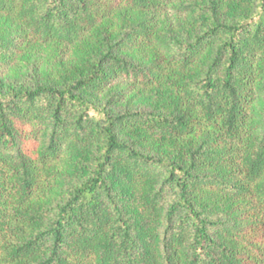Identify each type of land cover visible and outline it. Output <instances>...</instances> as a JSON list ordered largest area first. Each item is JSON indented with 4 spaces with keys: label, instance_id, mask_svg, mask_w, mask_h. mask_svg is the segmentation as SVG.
<instances>
[{
    "label": "trees",
    "instance_id": "16d2710c",
    "mask_svg": "<svg viewBox=\"0 0 264 264\" xmlns=\"http://www.w3.org/2000/svg\"><path fill=\"white\" fill-rule=\"evenodd\" d=\"M0 19V264H264V0H0ZM35 44L84 58L4 81ZM153 87L155 110L117 108Z\"/></svg>",
    "mask_w": 264,
    "mask_h": 264
},
{
    "label": "rangeland",
    "instance_id": "374dc122",
    "mask_svg": "<svg viewBox=\"0 0 264 264\" xmlns=\"http://www.w3.org/2000/svg\"><path fill=\"white\" fill-rule=\"evenodd\" d=\"M170 14L161 21V25L166 29H176V19L183 21L182 19L184 18L178 14H173V11ZM0 23L6 24L7 22L0 19ZM28 52L32 53V55H37L38 58L32 59V56H28L27 51H24L4 70V81H32L44 79L48 74L51 76V80L59 81L63 73L68 74L70 71L76 69L84 58L82 48L74 45L35 44L30 47ZM169 94L170 90L167 88L153 87L148 91L137 88L127 93L130 100L117 105V108L120 110H155L157 107H160ZM62 170L69 172L70 169L69 166L65 165L62 167Z\"/></svg>",
    "mask_w": 264,
    "mask_h": 264
}]
</instances>
